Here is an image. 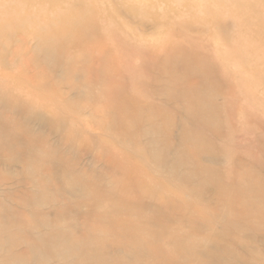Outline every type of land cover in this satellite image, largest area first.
I'll return each mask as SVG.
<instances>
[{
	"label": "rangeland",
	"instance_id": "rangeland-1",
	"mask_svg": "<svg viewBox=\"0 0 264 264\" xmlns=\"http://www.w3.org/2000/svg\"><path fill=\"white\" fill-rule=\"evenodd\" d=\"M10 1L5 0L9 5L0 8L3 11H0L1 18L9 16L7 7L13 5ZM41 1L47 16L53 8L48 0ZM215 1L203 0L205 5L201 7L171 6L166 1L152 8L140 5L144 12H150L151 16L153 14L154 19L150 16L137 17L124 7L116 9V19L127 26L128 32H132L128 35H138L146 43L159 41L154 43L156 50L153 52L147 49L135 53L130 45L121 46L119 41H114L113 36L106 34L104 43H107L101 58L100 54L90 52L92 45L89 46L88 42L82 46V51L79 50L81 52L68 47L64 50L66 53L51 54L47 58L48 55L39 50V39L31 32L17 30L9 38V45L6 43L7 47L3 48L6 54L0 62V78L4 76L0 79V232L3 234L0 264H72L74 256L60 257L47 242L35 241L51 235L62 239L65 227L58 222L63 219L73 221L74 235L81 236L86 221L91 219L89 215L92 213L93 216L96 210L107 213L112 204V213L114 208L134 210L142 228L177 227L181 232L196 228L197 232L192 236L201 239V243L191 246L194 256L187 257L184 253L177 255L175 264H199L203 260L206 264H256L253 260L256 253L264 262V228H255L256 224H263L264 215L251 210L233 219L227 214L228 201L236 194V185L242 184L245 179L252 184L242 190L246 194L245 199L255 203L264 212V201L257 195L258 191H264V78L258 81L256 89L249 88L253 84L251 72L255 68H264V42L249 50L258 53L257 58H254L255 54H245L240 59L238 57L244 63L237 62L236 48L238 45H250V42L245 39L240 30L241 22L236 17L220 13L214 18L215 22L209 18L213 12L209 4ZM78 7L75 5V9ZM21 8L23 12L24 7ZM218 9L217 6L212 8ZM158 14L161 17H155ZM177 15L187 22L183 23L181 19L179 22ZM30 19L26 22L31 23ZM204 19L209 20L206 22ZM172 44L176 46V51L173 49L175 52L171 54L186 48L194 60H198L189 62L187 69L182 71L179 67L181 56H177L179 60L164 57L170 54L169 46ZM235 45L237 47L233 48ZM228 50L234 52L231 54ZM151 53L159 54V62L165 58L164 62L145 58L144 54ZM122 58L124 61H121ZM111 61H115V69L120 73L131 65V75L118 76L119 82L121 85H130L131 81L133 84L142 82L145 86L144 99L125 98L120 88L123 86L107 87L101 91L99 80L107 72L106 64L102 63ZM167 61L170 63L164 64ZM69 64H74L79 72L70 78L78 88L64 85L59 89L67 100L79 103V110L74 114L66 113L63 121L53 119L42 97L26 100L25 93L13 90L9 83L13 77L15 80L17 75L23 74L29 83L39 82L44 75L48 85L52 82L57 84L64 80L62 78H67L65 65ZM16 68L19 71L23 68L20 71L22 74ZM86 68H90L91 72L86 71ZM89 78L93 80L91 88L84 83ZM169 85L177 89L197 87L192 97L195 101L204 99L200 111L207 105V100H211L215 106L213 111L216 119L210 128L215 127L217 133L214 134L207 126L197 133L206 139L209 151L196 155L186 152L187 146L193 147L196 136L192 133L198 129V122L188 118L190 105L185 99L171 95L167 91ZM88 89L94 93L85 95ZM16 91L19 95H16ZM95 94L98 96L95 97ZM107 98L111 100V107L109 105L104 111L96 112L95 108L104 105ZM49 104L54 105L55 100ZM117 111H123L129 119L121 118L120 122L107 123L105 116L113 117ZM136 111L140 113L139 117H135ZM165 114H171V117L168 125L164 126ZM123 120L129 125H125ZM108 135L113 138L109 139ZM113 140L116 146L111 148ZM134 143L141 146L139 153H130L129 148ZM199 163L221 175L227 188L225 196L214 194L211 189L213 181L202 187L200 177L195 174L196 168L201 166ZM225 173L229 176L226 177ZM142 178L168 182L173 187L181 185L182 196L191 200L192 206L203 209L207 215L193 218L191 206L177 209L153 197L142 196L135 186ZM92 189L101 196L107 195L110 201L101 203L97 209L93 203L97 197L91 194ZM60 214L65 217L62 219ZM110 218L107 215L102 220L104 225H109L107 227H112ZM111 229L107 235L112 234L113 237L120 230ZM157 237L163 250L170 246L169 232L163 230ZM106 251L111 255L125 254V250L114 244L107 247Z\"/></svg>",
	"mask_w": 264,
	"mask_h": 264
},
{
	"label": "bare ground",
	"instance_id": "bare-ground-1",
	"mask_svg": "<svg viewBox=\"0 0 264 264\" xmlns=\"http://www.w3.org/2000/svg\"><path fill=\"white\" fill-rule=\"evenodd\" d=\"M4 1L5 0H2L0 2V8H2L3 6L9 5V4H7L8 2L5 3ZM35 1L36 2H34V0H11L10 3H12L13 5L10 7L9 6L7 7L8 10H10V12H9L10 14L8 13L9 16L5 17V18L0 17V47L2 48V49H0V62L3 60L4 54H6L4 49L7 47V44L9 45V43H8L9 38L11 36H13L15 31H17V30H21L24 32L29 31L34 35V37H37L40 41L39 50L41 49V51H43L42 53L46 54V56L48 55L47 58L50 57L51 54H58V53L64 54V53H66V51H64V50L68 47H74L76 51H79V50L82 51V49H81L82 46L87 42H88V44H90L89 46L92 45V47H90V48H92L90 52L100 54V58H101V55L102 56L104 55L102 53L104 52V49H105L104 47H105V44L107 43V42L104 43L105 42L104 40L106 38V34H107V36H113L114 41L115 40H116V42L119 41L118 43L121 44V46L122 45H130L135 53H137L139 51L141 52V51L147 50V49H148V52H151V51L153 52V50H156V48H155L156 45L154 44L156 41L146 43V41L142 40L138 35H132V34L128 35V33H132V32H128L129 29L126 30V28H125L127 26L124 25V23H121L118 19H116V15H114L116 12L115 11L116 9H119L120 7H124V9L128 10L131 14H134L137 17L139 15L142 18H147L149 16H150V18H152V17H154V15L152 14V16H151L150 12H147V11L144 12L143 8L140 5L147 6V7L151 6V8H152V7L157 6L159 3L164 2V1H166L165 3H167V4L168 3L171 4V6H180V5L182 6V5H184L186 7L188 5L189 6H193V5L196 6L197 5L198 7H201V6L205 5L204 4L205 2H203V0H48V3L52 6L53 9L49 13V15L46 16V13L44 12V9L42 8L43 7V4H41L42 1L41 0L40 1L35 0ZM44 1H47V0H44ZM215 2L216 3H213V4L210 3L209 4L211 11H213L209 14V18L214 21V18L220 16L221 14H228L233 18L236 17V20H239L241 22L240 23V30L242 31L245 39L247 40L248 43L250 42V45H244V44L238 45L239 47L236 48L237 50L234 49L235 53H236L235 57H237L236 58L237 62L240 61V60H238V57L240 59V57L245 55V54L246 55L247 54H255V56L254 55H252V56H254V58H257L258 53H255L254 51L250 52L249 50L254 49L256 45L262 44L264 42V0H216ZM75 5L76 6L78 5L80 8L78 7V9H75ZM21 6L24 7L23 12L21 11L23 9V8H21ZM62 6L64 8H61ZM216 6L219 7V9L218 10H212V8L215 9ZM170 7L168 9H170ZM158 8H160V7H158ZM0 11H2V10H0ZM43 12L45 13L44 15L42 14ZM180 13H182V11ZM177 14H179V13L177 12ZM190 14L192 16V13H190ZM201 15H202V13H201ZM41 16H43L44 18L41 19ZM206 16H208V14ZM31 17L33 18L32 20L30 19ZM155 17H161V16H160V14H158ZM177 17H178V15H177ZM194 17H196V16H193V18ZM197 17H200V15ZM29 19H30L31 23L26 22ZM152 19H154V18H152ZM180 19L182 20L183 23L187 22V21L183 20V17H178V21ZM194 19H197V18H194ZM197 20H199V19H197ZM204 20L207 22L209 19L208 20L204 19ZM179 22H181V21H179ZM233 22H235V20ZM235 24H237V23H235ZM237 32H238V30H237ZM20 34H22V33H20ZM117 34H119V35H117ZM243 35H242V37H243ZM22 36H23V34H22ZM116 36H119V37L116 38ZM239 37H240V35H239ZM15 38H16V36H15ZM237 38H238V36H237ZM234 39H233V41L235 42ZM19 40H21V39H19ZM229 40H230V38H229ZM238 40H240V39H238ZM238 40H237V42H239ZM10 41H11V39H10ZM50 41H52L53 43L51 44ZM158 42H156V43H158ZM162 42H163V40H162ZM230 42H231V40H230ZM172 43H175V42H172ZM232 44H234V43H232ZM235 44H236V42H235ZM253 44H255V45L253 46ZM36 47H38V45H36ZM235 47H237V46L235 45L233 48H235ZM169 48H171L170 49L171 51L169 52L170 54H166V55H164V57L165 56L167 58L168 57L169 58L175 57L177 59L178 58L177 56H181V60H180L181 63L179 65V67L182 71L187 69L186 66L189 62L198 60V59L194 60V57H192L193 55L191 56L190 52H188V50L186 48H180L181 50H179L173 54H171V52L176 51V49H175L176 46H173V44H172L169 46ZM226 48L228 49L227 46H226ZM173 49H175V51ZM81 51H79V52H81ZM228 51L230 52V50H228ZM231 52H234V51H231ZM244 52H247V53H244ZM223 53H225V52H223ZM235 53L233 55H235ZM10 54H11V52H10ZM134 55H141V54H134ZM144 55H145V58L148 57L151 61H155L158 58L157 56L159 54H152L151 53V54H144ZM6 56H8V54ZM165 58H163V59H165ZM230 58H229V60H230ZM4 59L6 60V58H4ZM51 59H52V57L50 58V60ZM123 59L124 58H122L121 61H124ZM163 59H161V61H160L161 63L164 62ZM179 59L180 58H178V60ZM209 59H211V58H209ZM236 59H235V62H236ZM215 60H218V59L215 58ZM250 60H252V59H250ZM232 61H234V60L231 58V62ZM242 61H243V59H242ZM242 61H240L239 63H241ZM157 62H159L158 59H157ZM3 63H1V64H3ZM114 63H115V61H114ZM114 63H112V61L109 63H107V62L102 63L103 65L106 64L105 66H106L107 72H105L106 76H103L102 80H99V82L101 84V91H103L107 87L117 88L119 86H123L120 88H121V92L123 93L125 98H126V96H129V97L135 98L137 100L138 99H140V100L144 99L145 93L143 90H145V86H144V84H141L142 82H137L136 84H133L132 83L133 81H131L130 85L129 84L128 85H121V83L119 82L120 77H118V76H121L123 74H130L131 75V73L133 72V68L131 67V65L127 66L125 72L120 73V72L116 71L117 69H115ZM167 63H168V61L164 64H167ZM242 63H244V62H242ZM116 64H118V63H116ZM150 64H152V63H150ZM249 65L251 66V64H249ZM252 65H253V63H252ZM0 66H2V65H0ZM262 66L264 67V62L262 63ZM11 67H14V66H11ZM252 68H254V67H252ZM16 69H18V68H16ZM16 69L14 71H16ZM22 70H23V68H22ZM22 70H20V71H22ZM65 70L68 74L67 78H62L64 80L63 81L60 80L59 83H57V84H54V82H52V83H49V85H48L47 84L48 82H46V80L43 78L44 75L42 73L41 74L43 75V77H42V80H40L39 82H37V81L30 82V83L26 82L27 78L22 76L23 74H22V72L19 71V69H18V71L22 75H20L17 72V74H19V75H17L15 80H14V77L12 76L13 80H10L9 83H10L11 87L13 88V90H15V89L18 91L21 90V93L22 92L25 93L24 95L27 97V98H25L26 100H30V99L33 100L35 96H37L39 98L42 97L44 100H46V102H44L46 110H48L52 113L53 119L55 121L56 120L61 121L63 118H65L66 113L74 114V113H77L79 110V103L78 102H70L69 100H67L61 94L62 91L60 92V89H59L60 86H64V85L70 86L72 88H78V87H75L76 86L75 83L72 82L70 80V78L74 77L79 72H78L77 68H75L74 64L65 65ZM85 70L91 72L90 68H86ZM245 71H243V73ZM0 72H1V70H0ZM250 72H251V70H250ZM251 73L253 75V84L249 88H251V89L255 88L256 89L258 81L262 80L264 78V68H255V70H253V72H251ZM24 74H25V72H24ZM2 77H4V76H2ZM36 77L39 78L38 75ZM246 77H247V74H246ZM8 78L9 77H7V79ZM92 81L93 80L91 78H89V79H85L84 83L87 86H89V88H91L90 85L92 84ZM5 82H8V81L5 80ZM5 82H3V83H5ZM169 83L170 82H168V84ZM250 83L251 82H249L247 84L249 85ZM3 87L5 88V86H3ZM169 87H170V85H169ZM24 90H25V92H24ZM246 90H244V91H246ZM92 91H93L92 89H90V90L88 89V91H86L84 94L90 95L91 93H94ZM167 91H169L171 95L175 96L178 99H185L191 108V110L189 111V114H187L188 118L191 120L195 119L196 122H198L197 123L198 129L196 128L197 131L195 130V132L192 133V135L196 136L195 140L193 139V141H194L193 142L194 144H192L193 147H191L190 145L187 146L188 148H187L186 152L188 154L194 153L196 155V154H199L200 152H203L206 150L209 151L210 149H209L208 142L206 141L205 138H202L197 133H198V130H200L202 127L207 126L210 128L212 125V122H214L216 119V114L213 111L214 110L213 107L215 108V106H213V104L211 103V100H207V101L205 100L207 102V103L205 102L207 105L202 109V111H200L199 110V108H201L200 104L202 105V101H204V99L203 98L201 100L197 99L195 101L192 97L193 94L195 93V91H197V87H195V86H193L191 88L184 87L183 89L179 87V89H177L176 86L175 87L171 86L169 88V90H167ZM102 93L103 92H101V94ZM210 94H211V92H210ZM16 95H19L18 92ZM97 96H98V94L97 95L95 94V97H97ZM208 97H210V96L208 95ZM14 99H15V97H14ZM135 99H133V100H135ZM53 100H55V104L54 105L49 104ZM110 101L111 100H109L107 98V102H105L104 105H102V106L96 107L95 111L96 112L104 111L105 107L108 108L109 105H110L109 106V108H110L111 107V103H109ZM205 103H204V105H205ZM34 105H37V103H34ZM44 110H45V108H44ZM115 113L116 114L113 117L105 116V118L108 120L107 123L111 124L113 122H120L121 118L129 119L127 116L125 117L126 114L124 115L123 111H117ZM134 113H135L134 114L135 117H139V114H140L139 112L136 111ZM169 116L171 117V114L170 115L165 114V116H164L165 118L163 120L164 126L168 125L169 118H170ZM122 122H126V121L123 120ZM125 125H129V124L126 122ZM210 130L214 134L217 133V130L215 129V127L210 128ZM108 136H109L108 137L109 139L112 137L111 135H108ZM110 145H111L110 146L111 148H114L116 146V144L114 143V140H113V143H111ZM194 147H195V149H194ZM129 149H130V153H137V152L139 153L142 150L141 146H139L136 143H134L132 148H129ZM141 153H143V152H141ZM140 155H142V154H140ZM198 167L196 168L197 172L195 174L200 177V179H201L200 182L203 183L202 187L207 182L213 181L214 185L211 187V189L213 190L214 194L216 196H219V197L225 196L227 188L225 187V184L223 183L225 181L222 182L221 175L216 173L215 170H212L213 168H210L209 166L201 165ZM133 176H135V175H133ZM225 176L227 177V176H229V174L225 173ZM136 181H138V180H136ZM251 185L252 184H250V182H247V179H245L242 182V184L236 185V188H235L236 194L234 195V197L232 199H230L228 201L229 204L227 205V214L229 216L233 217V219H235L236 217L242 216L243 214H245V211L247 213V212H250L251 210L257 211L260 215H264L263 210H260V208L255 203H252V202H250V200L245 199L246 194L242 190H244L245 188H249ZM135 186L142 192L141 195L144 194V195L153 197L155 199H158V200H160L161 203L164 202L165 205H168L170 207L177 208V209L178 208L179 209H186V208H190V206H191L192 207L191 208V217H193V218H202V217H205V215H207V213L203 209H201L199 207L192 206V204H190L191 200L182 196V194L180 192V188L182 187L181 185H179V186L175 185L177 187H173V186H171V183H168V182H163V181H158V180H153V179L152 180H147V179L143 180V178H142L141 180H139V183L135 184ZM263 192L258 191L257 195H258V197L261 198V200L264 201V193ZM91 194L93 196L96 195V197L98 198V199L95 198L96 200L93 201V203L97 209L101 206V203H105L107 201H110V198H108L107 195L101 196L100 194H98L93 189L91 190ZM244 200H246V202H244ZM112 201H111V203H112ZM89 202H91V201H89ZM111 207L112 208L107 213H99L98 210H96L97 212L93 211L94 215L91 216L92 213L89 215V217L91 219H88V221H86L85 230L81 236L74 235L75 234L74 233L75 232L74 231V229H75L74 228V226H75L74 222L70 221L68 219H63L65 216H62V214H63L62 213L59 216L63 220H60V222H58V224L64 225L63 227H65V232H62V234H61L62 239H56V237L54 235H51V237L42 236L40 239H38L35 242H38V243H39V241L40 242L41 241L47 242V244L49 246H51L54 249L55 253H57L60 257H65V256H69V255L74 256L75 258H74L72 264H159V262H162V264H175L176 260H177V258H176L177 255L184 253L185 256L192 257V256H194V251H192L191 246L200 245V243H201V239H199L198 237L194 238L195 236L194 237L192 236L193 233L196 234V232H197L196 228H193L190 231L188 229L186 232L185 231L181 232L180 229L177 227L164 228L161 226V227H157V228H142V224L137 222L134 210L128 209L127 207L126 208H120V209L114 208L115 211H114V213H112L111 210L113 209V204ZM106 214L111 217L110 222L112 223L111 224L112 227L111 226L107 227V225H108L107 222H106L107 225H104V223H102L103 218L105 219V216H107ZM1 226L4 227L5 224L2 223ZM111 228L120 229L119 232L117 233V235L114 234V237L112 236V234L107 235V233L111 232V230H112ZM255 228L256 229L257 228H261V229L264 228V222H263V224H259V225L256 224ZM163 230L169 232V234L171 235L170 246L164 250H163L162 246L159 244V237H157V234H159ZM225 230H227V228H225ZM2 237H3V234H2V232H0V242L2 241L1 240ZM35 242L32 241L31 243H35ZM111 244H114L116 247H119V248L125 250L124 256L109 254L108 251H106V249ZM253 260L256 261V264H264V262H262V260L258 257L257 253L254 255ZM199 264H206V262L203 260V261H200Z\"/></svg>",
	"mask_w": 264,
	"mask_h": 264
}]
</instances>
